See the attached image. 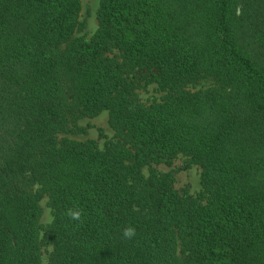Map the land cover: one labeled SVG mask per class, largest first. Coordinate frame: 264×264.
<instances>
[{
    "label": "trees",
    "instance_id": "16d2710c",
    "mask_svg": "<svg viewBox=\"0 0 264 264\" xmlns=\"http://www.w3.org/2000/svg\"><path fill=\"white\" fill-rule=\"evenodd\" d=\"M82 7L0 0V264H264V0H99L90 40ZM104 112L103 148L60 138Z\"/></svg>",
    "mask_w": 264,
    "mask_h": 264
},
{
    "label": "rangeland",
    "instance_id": "374dc122",
    "mask_svg": "<svg viewBox=\"0 0 264 264\" xmlns=\"http://www.w3.org/2000/svg\"><path fill=\"white\" fill-rule=\"evenodd\" d=\"M99 8V0H83V7L81 13V21L83 23V29L77 33V36L85 40H90L98 27L97 11ZM152 76L148 78H142L137 80L139 88L137 93L142 101L151 103L162 97V93L159 91L157 85L150 81ZM213 85L212 79L202 80L190 88L192 90H204ZM84 130L82 131L81 130ZM60 138H70L80 141H86L88 139L98 142L101 148L104 144L114 137V131L109 125V116L107 112L102 113L95 118H85L78 122V125H71L70 130L67 133H61ZM190 166L188 167V165ZM154 167L162 172H172L174 176V187L180 194L189 193L193 196L200 194L202 190L201 186V169L195 164H191L189 158L184 155H179L171 166L166 164L154 165ZM147 173V169L144 171ZM42 216L41 224L46 227L52 222L53 212L48 205V199H44L41 203ZM44 232H41V238H43ZM42 256V264H47L48 254L51 249L44 246Z\"/></svg>",
    "mask_w": 264,
    "mask_h": 264
},
{
    "label": "clouds",
    "instance_id": "9594fccd",
    "mask_svg": "<svg viewBox=\"0 0 264 264\" xmlns=\"http://www.w3.org/2000/svg\"><path fill=\"white\" fill-rule=\"evenodd\" d=\"M67 215L69 217L70 220H80L81 217H82V211L81 210H78V209H68L67 210ZM51 219H54V218H50ZM123 237L125 239H128V240H131L134 236H135V229L132 228V227H126L124 230H123Z\"/></svg>",
    "mask_w": 264,
    "mask_h": 264
}]
</instances>
